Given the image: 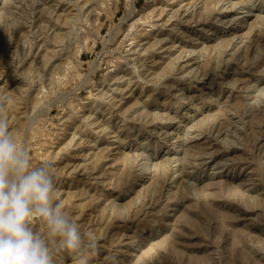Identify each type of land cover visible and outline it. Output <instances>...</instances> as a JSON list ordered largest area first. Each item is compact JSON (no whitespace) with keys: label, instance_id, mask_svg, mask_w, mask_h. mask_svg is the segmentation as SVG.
<instances>
[{"label":"rangeland","instance_id":"obj_1","mask_svg":"<svg viewBox=\"0 0 264 264\" xmlns=\"http://www.w3.org/2000/svg\"><path fill=\"white\" fill-rule=\"evenodd\" d=\"M0 116L96 242L60 264H264V0H0Z\"/></svg>","mask_w":264,"mask_h":264},{"label":"clouds","instance_id":"obj_2","mask_svg":"<svg viewBox=\"0 0 264 264\" xmlns=\"http://www.w3.org/2000/svg\"><path fill=\"white\" fill-rule=\"evenodd\" d=\"M95 248L66 210L52 166L35 164L0 116V264H60Z\"/></svg>","mask_w":264,"mask_h":264},{"label":"bare ground","instance_id":"obj_3","mask_svg":"<svg viewBox=\"0 0 264 264\" xmlns=\"http://www.w3.org/2000/svg\"><path fill=\"white\" fill-rule=\"evenodd\" d=\"M42 10V9H41ZM131 13V12H130ZM132 14V13H131ZM130 16V15H129ZM42 26V25H41ZM36 29H38V28H36ZM59 37V36H58ZM63 39V38H62ZM5 50V49H4ZM52 51V50H51ZM201 55V54H200ZM128 86V85H127ZM90 95L91 94H89V96L88 97H90ZM112 99V98H111ZM216 136V135H215ZM209 155V154H208ZM212 155V154H211ZM173 158V157H172ZM168 159V158H167ZM203 163V162H202ZM202 166V165H201ZM66 194V193H65Z\"/></svg>","mask_w":264,"mask_h":264}]
</instances>
